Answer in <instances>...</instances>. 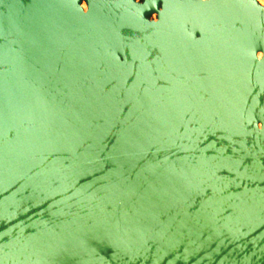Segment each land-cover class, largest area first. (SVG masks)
<instances>
[{
	"label": "water",
	"instance_id": "obj_1",
	"mask_svg": "<svg viewBox=\"0 0 264 264\" xmlns=\"http://www.w3.org/2000/svg\"><path fill=\"white\" fill-rule=\"evenodd\" d=\"M0 264H264V7L0 0Z\"/></svg>",
	"mask_w": 264,
	"mask_h": 264
},
{
	"label": "bare ground",
	"instance_id": "obj_2",
	"mask_svg": "<svg viewBox=\"0 0 264 264\" xmlns=\"http://www.w3.org/2000/svg\"><path fill=\"white\" fill-rule=\"evenodd\" d=\"M257 2H258L261 6L264 7V0H257ZM82 6H83L84 10L86 11V10H87V5L83 4Z\"/></svg>",
	"mask_w": 264,
	"mask_h": 264
},
{
	"label": "rangeland",
	"instance_id": "obj_3",
	"mask_svg": "<svg viewBox=\"0 0 264 264\" xmlns=\"http://www.w3.org/2000/svg\"><path fill=\"white\" fill-rule=\"evenodd\" d=\"M83 4H85V5H86L85 1H83ZM153 18H154V19H156V17H155V16H154Z\"/></svg>",
	"mask_w": 264,
	"mask_h": 264
}]
</instances>
